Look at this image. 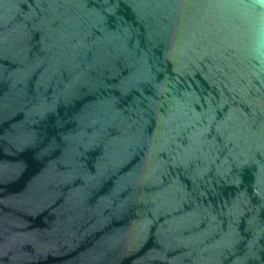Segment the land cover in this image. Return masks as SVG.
Segmentation results:
<instances>
[{"label":"water","instance_id":"95a60500","mask_svg":"<svg viewBox=\"0 0 264 264\" xmlns=\"http://www.w3.org/2000/svg\"><path fill=\"white\" fill-rule=\"evenodd\" d=\"M0 264H264V0H0Z\"/></svg>","mask_w":264,"mask_h":264}]
</instances>
